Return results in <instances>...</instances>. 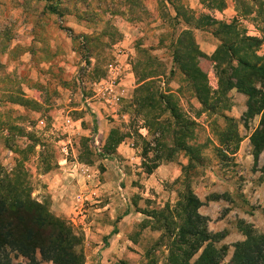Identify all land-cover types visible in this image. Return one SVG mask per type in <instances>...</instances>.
<instances>
[{"label": "rangeland", "instance_id": "1", "mask_svg": "<svg viewBox=\"0 0 264 264\" xmlns=\"http://www.w3.org/2000/svg\"><path fill=\"white\" fill-rule=\"evenodd\" d=\"M202 1L0 0V179L71 227L83 264L192 263L203 246L176 244L191 194L221 264L247 229L264 233V149L250 141L263 110L228 88L226 48L212 56L223 24L264 55V0ZM183 31L203 53L194 69L173 59Z\"/></svg>", "mask_w": 264, "mask_h": 264}, {"label": "trees", "instance_id": "2", "mask_svg": "<svg viewBox=\"0 0 264 264\" xmlns=\"http://www.w3.org/2000/svg\"><path fill=\"white\" fill-rule=\"evenodd\" d=\"M208 6L210 9L222 11L225 8V1L210 0ZM222 27L215 34L222 36L224 40L226 37V41L219 43L212 56L215 58L218 51L226 48L229 60H236V66L232 69L239 73L235 83L227 81L228 88L236 87L248 96V115L254 116L263 110L258 127L250 138L254 152L258 154L264 149V55L255 56L253 47L259 46L262 39L247 35L245 31H240L231 24H223ZM181 33L182 38L178 41V49L174 50L173 59L178 64L182 62V66L188 69L189 67L194 69L192 67L194 58L203 53L197 45H193L192 41L186 40L189 38L188 31ZM239 53L242 55L238 56ZM193 72L197 74L196 70H192L186 73V76L192 80V83H198L200 77ZM245 74L251 77L248 87L244 85L247 79H242ZM256 83L259 85L257 86ZM9 175L6 173L0 179V264H42V262L83 264L82 253L77 249L79 241L71 227L64 220L52 215L43 203L32 199L26 190L7 189L2 185L11 183L12 179ZM190 198L192 202L190 214L185 224L179 228L182 240L178 239L176 244L179 247L186 243L184 241L188 240V237L190 238V244L187 245L193 251L187 253V256L196 253L200 247L203 248L192 263L181 264H221L226 247L217 249L214 244L222 237L220 234H211L204 226L198 227L197 223L200 222L202 225L204 221L206 222V218L197 212L201 205L200 201L192 194ZM187 250L183 249L184 253ZM226 264H264V233L253 234L247 229L245 239L233 245V253Z\"/></svg>", "mask_w": 264, "mask_h": 264}, {"label": "crops", "instance_id": "3", "mask_svg": "<svg viewBox=\"0 0 264 264\" xmlns=\"http://www.w3.org/2000/svg\"><path fill=\"white\" fill-rule=\"evenodd\" d=\"M262 33L264 34V32H262ZM258 34H259V33H258ZM206 48H207V47L204 48L203 45L201 46V49H202V50H204V49H206ZM214 48H215V46H211V45L208 46V50H210V51H208V52H211L212 50H214ZM204 51H205V50H204ZM208 52H207V53H208Z\"/></svg>", "mask_w": 264, "mask_h": 264}]
</instances>
